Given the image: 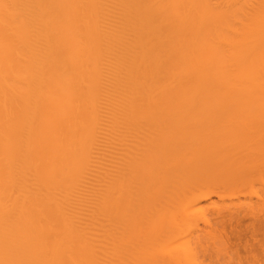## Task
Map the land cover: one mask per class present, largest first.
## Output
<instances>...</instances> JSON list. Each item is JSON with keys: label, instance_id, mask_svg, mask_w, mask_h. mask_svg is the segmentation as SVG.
<instances>
[{"label": "bare ground", "instance_id": "1", "mask_svg": "<svg viewBox=\"0 0 264 264\" xmlns=\"http://www.w3.org/2000/svg\"><path fill=\"white\" fill-rule=\"evenodd\" d=\"M262 214L264 0H0V264H264Z\"/></svg>", "mask_w": 264, "mask_h": 264}, {"label": "rangeland", "instance_id": "2", "mask_svg": "<svg viewBox=\"0 0 264 264\" xmlns=\"http://www.w3.org/2000/svg\"><path fill=\"white\" fill-rule=\"evenodd\" d=\"M262 217L264 216V214H262L261 215ZM260 216V218L262 219V217ZM263 220H264V217H263ZM262 221V220H261ZM261 223V222H260ZM262 224V223H261ZM263 224H264V222H263ZM263 226V227H262ZM261 227H262V232L264 231V225H261ZM264 233V232H263Z\"/></svg>", "mask_w": 264, "mask_h": 264}]
</instances>
